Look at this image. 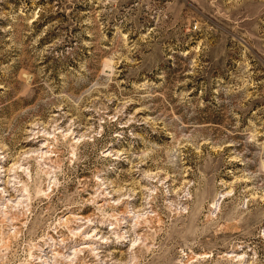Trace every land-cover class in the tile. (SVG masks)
Returning a JSON list of instances; mask_svg holds the SVG:
<instances>
[{"label": "rangeland", "instance_id": "obj_1", "mask_svg": "<svg viewBox=\"0 0 264 264\" xmlns=\"http://www.w3.org/2000/svg\"><path fill=\"white\" fill-rule=\"evenodd\" d=\"M0 264H264V0H0Z\"/></svg>", "mask_w": 264, "mask_h": 264}]
</instances>
